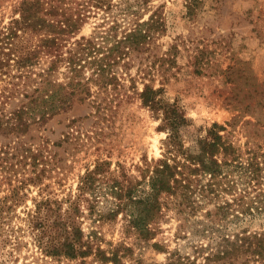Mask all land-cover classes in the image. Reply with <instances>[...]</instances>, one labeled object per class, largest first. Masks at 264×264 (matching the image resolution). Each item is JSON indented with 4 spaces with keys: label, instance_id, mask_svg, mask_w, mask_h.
<instances>
[{
    "label": "trees",
    "instance_id": "1",
    "mask_svg": "<svg viewBox=\"0 0 264 264\" xmlns=\"http://www.w3.org/2000/svg\"><path fill=\"white\" fill-rule=\"evenodd\" d=\"M142 1L137 4L145 5ZM120 4L113 0H17L9 20L0 22V136L5 139L0 142V264L6 263L7 245H12L9 256L18 250L19 236L11 223L20 218L18 207L26 204L32 186H37L40 198L32 199L34 209L27 210L28 224L36 230L58 228L61 247L69 257L87 253L80 241L81 231L73 224L78 211L75 198L91 190L101 173L111 174L110 166L97 161L88 169L74 199L41 196L46 170L39 166L52 155L50 139L42 134L49 122L75 106L88 103L96 113L107 110L110 103L103 106L98 98L113 92L120 95L114 68L120 63L127 68L128 62L152 52L155 40L165 32V23L156 13L120 26L115 17L119 11L132 17L137 13L133 5L122 8ZM196 4L197 0L188 2L187 14H194ZM97 16H102V22L93 34L79 36L83 25ZM166 56L154 54L153 59L164 62ZM163 90L143 82L142 90L136 92L167 132L163 157L151 161L149 191L143 195L137 194L135 185L123 189L120 181L112 179L109 189L117 200L114 213L125 209L129 225L152 240L165 209L172 208L187 218L196 215L204 203H212L213 208L203 212L206 242L195 245L192 256L171 254L168 264H264V160H258L252 149L244 156L220 133L226 127L217 123L186 147L180 129L188 120L176 105L161 97ZM77 121L73 118L70 123ZM64 138L76 139L75 133L69 131ZM228 167L245 180V189L238 191L237 181L225 171ZM223 193L232 194V199L219 202ZM62 203L67 205L64 210ZM52 215V222L47 223ZM259 218L261 227L256 228L253 225ZM34 236L40 239L39 234ZM37 242L42 245L41 240ZM105 259L113 264L119 261L116 251Z\"/></svg>",
    "mask_w": 264,
    "mask_h": 264
},
{
    "label": "rangeland",
    "instance_id": "2",
    "mask_svg": "<svg viewBox=\"0 0 264 264\" xmlns=\"http://www.w3.org/2000/svg\"><path fill=\"white\" fill-rule=\"evenodd\" d=\"M190 1L145 0V5H138L143 1L113 0L122 8L131 4L137 11L135 17L119 11L115 17L120 26L132 18L147 19L156 13L165 23V32L155 40L152 52L128 62L127 68L123 63L114 68L121 85L120 95L113 92L98 98L103 106L110 103L107 110L96 113L88 103L75 106L49 122L42 134L50 139L48 148L52 155L39 166L46 170L42 176L46 187L41 196L74 199L88 169L92 170L97 161L110 166L111 174L101 173L91 190L75 198L78 211L73 224L81 231L80 241L87 253L69 257L61 247L63 237L58 236V228L36 230L30 226L32 223L28 224L27 210L34 209L32 199L40 198L39 189L32 186L26 204L18 207L20 218L12 220L20 241L12 256L8 255L12 245L6 246L5 264H113L105 259L113 251L119 257L117 264H168L171 254L192 256L194 246L206 242L202 234L207 223L203 212L213 208L212 203H204L196 215L187 218L172 208L165 209L152 240L129 225V212L125 209L114 213L117 200L109 189L112 179L120 181L123 189L135 185L138 195L147 193L151 161L162 158L165 149L167 132L160 128L162 121L136 93L142 90L143 82L163 87L161 97L184 113L188 121L180 133L186 147L217 123L226 127L220 133L244 156L252 149L263 162L264 0H197L192 16L187 14ZM16 2L0 0V22L9 20ZM101 22L102 16L90 18L79 36H91ZM164 53V62H155L153 55ZM73 118L78 121L71 124ZM69 131L75 133L76 139L64 138ZM4 140L0 136V142ZM225 171L237 181L238 191L245 189V180L238 172L231 167ZM226 199L231 200L232 194L223 193L219 202ZM66 207L61 204L62 210ZM53 217L49 216L47 223ZM260 220L256 219L253 226L261 227Z\"/></svg>",
    "mask_w": 264,
    "mask_h": 264
}]
</instances>
